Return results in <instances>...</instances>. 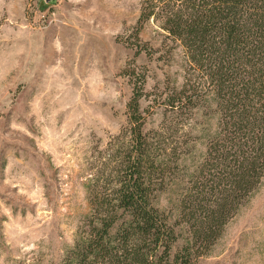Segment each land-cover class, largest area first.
I'll use <instances>...</instances> for the list:
<instances>
[{"label":"rangeland","instance_id":"374dc122","mask_svg":"<svg viewBox=\"0 0 264 264\" xmlns=\"http://www.w3.org/2000/svg\"><path fill=\"white\" fill-rule=\"evenodd\" d=\"M142 2L0 0V264H64L136 98L163 159L157 207L174 210L204 160L208 78L154 18L139 22ZM195 264H264V180Z\"/></svg>","mask_w":264,"mask_h":264},{"label":"trees","instance_id":"16d2710c","mask_svg":"<svg viewBox=\"0 0 264 264\" xmlns=\"http://www.w3.org/2000/svg\"><path fill=\"white\" fill-rule=\"evenodd\" d=\"M152 18L208 78L215 130L174 210H161L163 159L136 98L127 150L91 179L64 264H195L264 180V0H143L139 22Z\"/></svg>","mask_w":264,"mask_h":264}]
</instances>
